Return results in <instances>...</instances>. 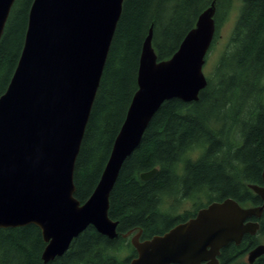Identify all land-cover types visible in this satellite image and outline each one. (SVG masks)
Instances as JSON below:
<instances>
[{
    "label": "water",
    "instance_id": "obj_1",
    "mask_svg": "<svg viewBox=\"0 0 264 264\" xmlns=\"http://www.w3.org/2000/svg\"><path fill=\"white\" fill-rule=\"evenodd\" d=\"M16 0H0V43ZM124 0H33L23 49L0 97V229L35 225L42 231L45 264L62 257L90 226L114 240L110 196L125 161L140 146L164 102H197L208 80L203 72L216 34V2L198 17L176 53L159 61L150 27L143 43L138 89L100 180L87 201L76 197L75 167L106 67ZM158 169L142 173L153 178ZM264 183V170L262 172ZM263 201L243 207L232 198L212 202L196 217L162 235L131 243L126 264H219L220 250L255 235L264 213V186L250 184ZM134 234H123L128 238ZM264 245L249 254L252 264Z\"/></svg>",
    "mask_w": 264,
    "mask_h": 264
},
{
    "label": "trees",
    "instance_id": "obj_2",
    "mask_svg": "<svg viewBox=\"0 0 264 264\" xmlns=\"http://www.w3.org/2000/svg\"><path fill=\"white\" fill-rule=\"evenodd\" d=\"M213 1L217 29L233 0H124L76 161L75 197L81 203L98 184L138 89L139 61L150 27L159 61L170 59ZM32 2L15 24L11 16L7 22L0 43V97L17 67ZM207 80L197 102H164L125 161L110 196L109 216L119 222L118 237L110 240L90 226L65 255L48 264L129 263L137 252L123 234L141 230V240L162 235L184 220L186 213L174 214L177 206L200 193L208 194L210 203L232 198L243 207L259 204L248 186L262 184L264 170V0H242L226 49ZM196 152L198 157H192ZM154 168L159 171L153 178L141 180L142 173ZM168 199L172 203L166 207ZM45 247L35 225L0 229V264H45ZM126 250L130 256L122 259Z\"/></svg>",
    "mask_w": 264,
    "mask_h": 264
},
{
    "label": "rangeland",
    "instance_id": "obj_3",
    "mask_svg": "<svg viewBox=\"0 0 264 264\" xmlns=\"http://www.w3.org/2000/svg\"><path fill=\"white\" fill-rule=\"evenodd\" d=\"M28 4L29 0H20L16 6L14 5L10 15L12 17L11 24H15L16 21H18V15L20 11L22 9L24 10L25 7L27 8ZM241 4L242 0H233V6L231 8V11L229 12L228 16L223 21V23L219 26V28L216 29L215 38L207 54L206 62L203 68V72L206 77H210L211 74L214 72L215 66L218 63L219 58L226 49V46L234 29V25L239 15ZM192 157L197 158L198 153H194ZM166 201L168 202V204H166V207L171 206L172 199H168ZM209 203L210 196L205 193H200L195 197L191 199H186L181 204H179V206H177L176 208V211H174V214H184V212H190L193 209L205 206ZM262 240H264V238H262ZM130 253V250L124 251L121 258H128L130 256Z\"/></svg>",
    "mask_w": 264,
    "mask_h": 264
},
{
    "label": "flooded vegetation",
    "instance_id": "obj_4",
    "mask_svg": "<svg viewBox=\"0 0 264 264\" xmlns=\"http://www.w3.org/2000/svg\"><path fill=\"white\" fill-rule=\"evenodd\" d=\"M259 185L264 186V183L262 182V184H259ZM209 204L193 209L190 212H184V214L186 213L185 215L186 217L184 216V220L174 224L166 232H168L169 230H171L172 228H174L175 226L179 224L185 223L195 218L197 213L200 210L206 208ZM262 205H263V201L260 198L259 204L249 206V207H259ZM179 215H183V213ZM249 221L258 222L260 224V229L257 231L255 235L245 234L239 244L229 243L226 247L222 248L220 250L219 256L217 257L219 264H251L249 262L250 252L254 250L255 248H257L258 246L264 245V240H262V238H264V213L260 219L252 218ZM135 234L136 233L130 235L128 238L131 240ZM140 239H142V237ZM141 241H144V240H141ZM252 245L253 247H251ZM263 263H264V255H262L261 257H258L252 264H263ZM203 264H206V262H203Z\"/></svg>",
    "mask_w": 264,
    "mask_h": 264
},
{
    "label": "bare ground",
    "instance_id": "obj_5",
    "mask_svg": "<svg viewBox=\"0 0 264 264\" xmlns=\"http://www.w3.org/2000/svg\"><path fill=\"white\" fill-rule=\"evenodd\" d=\"M17 1V0H16ZM16 3V2H15ZM15 5V4H14Z\"/></svg>",
    "mask_w": 264,
    "mask_h": 264
}]
</instances>
